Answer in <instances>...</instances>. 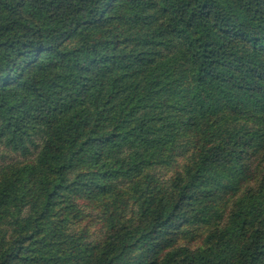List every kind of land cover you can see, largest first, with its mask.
I'll use <instances>...</instances> for the list:
<instances>
[{
	"label": "trees",
	"instance_id": "1",
	"mask_svg": "<svg viewBox=\"0 0 264 264\" xmlns=\"http://www.w3.org/2000/svg\"><path fill=\"white\" fill-rule=\"evenodd\" d=\"M0 146V264H264V0H0Z\"/></svg>",
	"mask_w": 264,
	"mask_h": 264
},
{
	"label": "rangeland",
	"instance_id": "2",
	"mask_svg": "<svg viewBox=\"0 0 264 264\" xmlns=\"http://www.w3.org/2000/svg\"><path fill=\"white\" fill-rule=\"evenodd\" d=\"M260 155H257L252 158V165L256 167L257 171L260 172L264 166V155L259 157ZM16 155L13 153L5 150L2 146H0V163H3L4 161H11L15 159ZM180 159L179 157L177 158ZM176 160V161H178ZM175 166L171 165L168 167H159L155 168L153 170V173L157 179L160 181H164L170 176V174L174 171ZM78 207L81 210L82 213V219L75 222V228L76 230H85L86 236L89 240H95L100 238L103 235L104 232V221L103 217L101 215V212L98 209H92L89 205L78 202ZM193 237L188 239V243L195 247L199 244L200 239L203 238L204 231L201 228L196 229L195 231H192Z\"/></svg>",
	"mask_w": 264,
	"mask_h": 264
}]
</instances>
